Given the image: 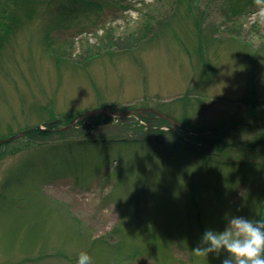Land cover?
Returning a JSON list of instances; mask_svg holds the SVG:
<instances>
[{
    "label": "rangeland",
    "instance_id": "rangeland-1",
    "mask_svg": "<svg viewBox=\"0 0 264 264\" xmlns=\"http://www.w3.org/2000/svg\"><path fill=\"white\" fill-rule=\"evenodd\" d=\"M232 1L0 0V139L52 132L0 144V264H221L204 231L264 220V1ZM99 107L143 113L53 129Z\"/></svg>",
    "mask_w": 264,
    "mask_h": 264
},
{
    "label": "clouds",
    "instance_id": "clouds-1",
    "mask_svg": "<svg viewBox=\"0 0 264 264\" xmlns=\"http://www.w3.org/2000/svg\"><path fill=\"white\" fill-rule=\"evenodd\" d=\"M225 219L223 231L211 228L204 231L193 248L194 254L198 257L215 254L219 258L226 253L221 264H264V220L228 214ZM77 264H91V257L80 252Z\"/></svg>",
    "mask_w": 264,
    "mask_h": 264
},
{
    "label": "trees",
    "instance_id": "trees-1",
    "mask_svg": "<svg viewBox=\"0 0 264 264\" xmlns=\"http://www.w3.org/2000/svg\"><path fill=\"white\" fill-rule=\"evenodd\" d=\"M257 1L258 0H233L232 2H230V7H231L232 11L235 14H240V12L244 11L245 5H248V6L249 5H255ZM7 5H8V3L6 5H4V7H0V10L4 9V11H5V13L2 15V16L5 17V19H2V17H0V47H1L2 43H3V41H6L7 38L10 37V35H11L10 32H11V28H12L11 23L14 20V18L16 17V13H17V5L15 7L16 10L9 11V13L6 12V6ZM6 18H7V20H6ZM200 20L201 19L198 16L196 21L198 22ZM142 118H144V119L146 118L147 119V117L144 116V115L142 116ZM146 124L148 126L152 125V124H149V123H146ZM136 126H140V125H138V121L136 123ZM47 127L48 128H45V129L44 128H39V127L35 128V129H32L31 131L28 132V135L31 136L34 139L45 140V139H47L49 137L50 134H52L49 125ZM151 127L153 128V127H155V125L154 126H150V128ZM262 128H264V127L262 126ZM157 139L159 140V138H157ZM96 140H98V139L97 138L93 139V141H96ZM76 141L82 142V140L81 141L80 140H76ZM99 141H101V140H99ZM263 145H264V134H261V138L259 140H257L256 142L250 143L249 146L251 147L250 149H253V148L255 149V148L261 147ZM201 146H202V148H204V147L206 148L207 147V146H205V143H201ZM230 146H231V144H229V143L222 144L221 147H220V150L228 149ZM233 162H235V161H233ZM254 162L255 161H253V163Z\"/></svg>",
    "mask_w": 264,
    "mask_h": 264
},
{
    "label": "water",
    "instance_id": "water-1",
    "mask_svg": "<svg viewBox=\"0 0 264 264\" xmlns=\"http://www.w3.org/2000/svg\"><path fill=\"white\" fill-rule=\"evenodd\" d=\"M97 113H104V114H110V115H113V116H117V117H122V116H131V115H139V114H142V110H137V109H110L108 107H99V108H95V109H91V110H86L84 112H82L81 114L77 115L76 118L74 120L71 121L70 124L64 126V127H59V128H53L55 130H64L68 127H70L71 125L75 124V122L80 119L81 117L87 115V114H97ZM159 116L162 117V118H165L166 120H168L171 124H175L176 123V120L175 118H173L172 116L170 115H166L164 113H159ZM44 128L40 125L38 126H35L34 128H30V129H27V130H24L18 134H15L14 136H11L9 138H5V139H0V144L1 143H5V142H8L12 139H15L16 137H19V136H22L24 134H26L27 132L31 131L32 129H35V128ZM173 129L176 131V128L175 126H173ZM262 162V161H260Z\"/></svg>",
    "mask_w": 264,
    "mask_h": 264
},
{
    "label": "flooded vegetation",
    "instance_id": "flooded-vegetation-1",
    "mask_svg": "<svg viewBox=\"0 0 264 264\" xmlns=\"http://www.w3.org/2000/svg\"><path fill=\"white\" fill-rule=\"evenodd\" d=\"M176 120V119H175ZM172 126H178L180 128H184V126H182L179 122H177L176 120V123L175 124H172ZM178 131V130H177ZM178 134H181V133H178ZM255 161V160H254ZM258 162V160H256ZM263 163V162H262Z\"/></svg>",
    "mask_w": 264,
    "mask_h": 264
}]
</instances>
